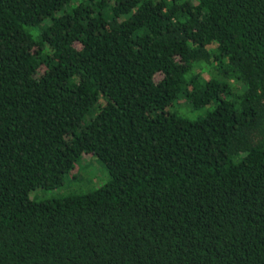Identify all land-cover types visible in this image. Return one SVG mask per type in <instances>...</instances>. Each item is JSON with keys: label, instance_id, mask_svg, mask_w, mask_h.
I'll list each match as a JSON object with an SVG mask.
<instances>
[{"label": "trees", "instance_id": "16d2710c", "mask_svg": "<svg viewBox=\"0 0 264 264\" xmlns=\"http://www.w3.org/2000/svg\"><path fill=\"white\" fill-rule=\"evenodd\" d=\"M0 264H264V0H0Z\"/></svg>", "mask_w": 264, "mask_h": 264}, {"label": "rangeland", "instance_id": "374dc122", "mask_svg": "<svg viewBox=\"0 0 264 264\" xmlns=\"http://www.w3.org/2000/svg\"><path fill=\"white\" fill-rule=\"evenodd\" d=\"M239 86V85H238ZM186 110L183 106L180 111ZM201 111L192 115L200 114ZM107 178L102 163L89 154H83L74 164L73 168L65 174L60 186L53 189H35L30 193L32 199L61 196L70 193L85 192L100 185Z\"/></svg>", "mask_w": 264, "mask_h": 264}]
</instances>
